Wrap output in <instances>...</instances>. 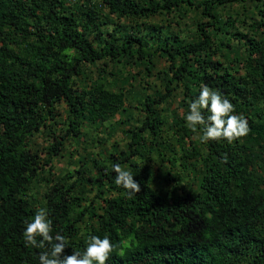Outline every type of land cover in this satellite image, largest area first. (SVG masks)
Segmentation results:
<instances>
[{"label":"trees","instance_id":"16d2710c","mask_svg":"<svg viewBox=\"0 0 264 264\" xmlns=\"http://www.w3.org/2000/svg\"><path fill=\"white\" fill-rule=\"evenodd\" d=\"M195 1L0 0V264H39L43 249L26 246L22 233L25 221L41 208L52 221V234L68 241L64 255L82 252L88 237L96 235L116 246L106 264H264V156L253 155L264 148V20L251 23L250 34L231 32L230 17L221 19L217 11L232 3L264 7V0ZM194 6L201 13L195 40L165 31L174 15ZM226 34L245 46L243 75L220 73L209 58L229 46ZM158 58L166 65L157 70L166 92L138 96L134 82L138 76L150 82ZM126 60L140 68L125 71ZM98 61L110 62L113 71L98 67L88 76L85 67ZM201 85L230 100L232 114L248 122L247 136L231 144L199 140L203 150L198 148L184 115ZM177 88L185 111L170 126L190 147L179 155L177 173L167 170L159 179L176 183L179 171L199 166L195 192L154 187L146 163L171 139L162 135L165 121L158 105L170 103ZM60 103L70 118L63 139L78 138L83 122L95 129L113 122L123 126L125 143L114 146L107 162L79 160L75 180L66 186L65 179L74 176L67 171L60 178L64 182L49 186L41 204L26 194L39 167L29 151L30 138L49 121L57 122ZM136 109L142 112L134 114ZM133 119L139 121L131 125ZM60 144L48 150L56 154ZM114 164L140 185L131 199L115 183ZM94 190L92 197L84 196Z\"/></svg>","mask_w":264,"mask_h":264},{"label":"rangeland","instance_id":"374dc122","mask_svg":"<svg viewBox=\"0 0 264 264\" xmlns=\"http://www.w3.org/2000/svg\"><path fill=\"white\" fill-rule=\"evenodd\" d=\"M197 2L198 0L195 1V3ZM244 6L245 7H242L241 4L232 3L217 8L221 19L225 16L230 17L232 24L231 26L228 24V27L231 29V32L234 30V28H237L236 30L238 32L250 34V32H254L253 28L250 27V24L264 20L263 6L255 7L254 4H251L250 2H245ZM262 9L263 13H260L259 11ZM200 14V10L197 8V6L187 7V9L183 12L180 11L179 14L174 15V17L171 18L173 20H171L170 23L167 22L165 24V31L167 33H178L180 39L182 38L184 41L195 40L197 38L196 23L199 18L201 19ZM124 22L125 21H123V23ZM107 29L108 31H112V24H109ZM225 39H227L226 41L228 42L229 46L222 48L214 55H210L209 58L211 59V62L216 64V66L219 68L220 73H223L225 70H229L231 72L234 71L235 75H243L244 70L242 65L244 58L246 57L245 46L241 40L234 38L231 35L229 36L226 34ZM126 61L124 64L125 71L127 70L130 71V73H133L140 68L137 66V64H135L134 61ZM121 66L122 64L120 63L119 68ZM98 67H104L107 70V73L114 68L113 65L108 61L107 64H104L102 61H98L97 64L87 65L85 67V71L88 76L94 77L95 74L98 73ZM231 67H234V69ZM165 68L166 65L163 59H155V63L151 64V72L155 74L149 78L150 82L142 80L141 76H138L136 82H134V89L137 95L139 96L143 95L144 93H148L155 98L159 97L162 92H166L164 89V80L162 79L163 75L161 77L160 75L162 73L157 71L158 69L164 70ZM209 70L212 71V69ZM140 74H145V71H142ZM79 81L83 83L84 79L82 78L81 80H76V82ZM170 101V103H166L167 105H165V103H160L158 106L159 108L163 106L159 109V113L161 112L164 115L165 121L164 125L162 126V135L171 137V139H169L166 145L160 150V156L154 154L152 158L146 163L150 164L148 168L149 171L151 170V174L154 179V187H163L166 185L171 188L173 185V187H183L188 191L195 192L197 188V178L201 173L199 166L195 169L185 172L179 171L181 178L179 182L176 183L174 181H170L169 184H167L159 179L163 173H167V170L171 175L177 173V170L179 169L178 157L182 152H184V150H186V148L190 147V143L187 138L181 141L179 137L172 135V129L170 126L172 118L174 116L176 117V115H181L182 113L184 114L185 111V108L181 106L183 104V100L180 88L173 90ZM131 102L133 105L136 103V101H133V99ZM262 104L264 107V102ZM141 112V110H134V114H139ZM69 119L70 118L65 110L64 104L60 103L57 108V122L54 123V121H49L47 126H43L39 132L33 133L30 138L29 151L32 152L37 158L39 167L36 171L33 188H30L26 194L27 197L29 196V198L39 200L41 204L44 203L43 194L49 190V186L59 185L65 180L67 186V183L75 180L76 173H74V171L77 170L82 163L79 162V160L83 158H92L96 159V161L98 160L101 162H107L105 156L110 157V153L114 149L115 145L117 148L124 147L125 136H123L124 134L121 132L123 126L117 125L116 123L114 124L113 122H107L98 129H95L93 125L87 124V122H83L80 128L81 133L78 138H68L67 136L65 139H63L62 135L65 134ZM137 121L139 120L134 121L133 119L130 124L132 125ZM200 135L201 129H197V131L192 135V139L196 142L198 148L203 150V146L199 142ZM56 141H59L61 144L58 146V153L52 154V152L48 150V147L49 145L54 144ZM253 155L254 157H257V159L261 156H264V148H258V150L254 149ZM50 156L52 158L49 161ZM92 164L93 162H88L87 167H89V170L92 173H95L94 168L91 167ZM67 171L73 172L74 176L60 181V178L64 177ZM164 189L168 190L167 188ZM95 192L96 190L92 192L85 191L84 196L92 197Z\"/></svg>","mask_w":264,"mask_h":264},{"label":"clouds","instance_id":"9594fccd","mask_svg":"<svg viewBox=\"0 0 264 264\" xmlns=\"http://www.w3.org/2000/svg\"><path fill=\"white\" fill-rule=\"evenodd\" d=\"M188 109L184 120L193 132L200 126L201 143L223 139L231 144L250 132L246 118L232 114L235 109L230 100L207 85H201L199 95L188 104ZM205 111L209 114L205 115ZM112 171L116 173V185L126 190L128 199L140 192V185L130 171L122 169L119 164H114ZM22 235L26 246L43 249L38 256L39 264H106L110 253L116 247L107 236L100 238L91 235L82 252L73 251L71 255H64L68 241L59 233L52 234V221L48 218L47 210L43 208L37 211L30 222L25 221ZM127 246V242H124V247ZM119 254H124V248H120Z\"/></svg>","mask_w":264,"mask_h":264}]
</instances>
